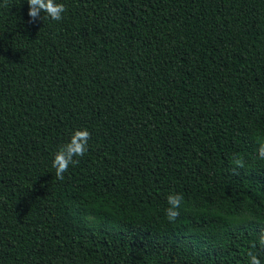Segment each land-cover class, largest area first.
I'll list each match as a JSON object with an SVG mask.
<instances>
[{"label": "trees", "instance_id": "trees-1", "mask_svg": "<svg viewBox=\"0 0 264 264\" xmlns=\"http://www.w3.org/2000/svg\"><path fill=\"white\" fill-rule=\"evenodd\" d=\"M56 2L0 7V264H264V0Z\"/></svg>", "mask_w": 264, "mask_h": 264}, {"label": "clouds", "instance_id": "clouds-1", "mask_svg": "<svg viewBox=\"0 0 264 264\" xmlns=\"http://www.w3.org/2000/svg\"><path fill=\"white\" fill-rule=\"evenodd\" d=\"M29 11V22H35L37 19H51L52 21H60L62 14L66 11L62 3H57L56 0H27ZM8 0H4V4L0 7H7ZM43 14V15H41ZM91 134L88 130H76L70 137V142L63 145L54 156L52 167L55 169V176L59 180L64 179V173L68 171L69 165L78 163L74 157H83L87 152L88 141ZM258 155L261 160H264V140L258 141ZM233 163L239 168L244 167V161L237 154L233 158ZM183 197L180 194H170L167 197V203L170 205L165 212L167 219L172 222L179 216L176 210L180 207ZM259 247L264 249V233L259 236ZM252 247H256L253 244ZM250 258L249 264H261V260L254 255L252 251L247 253Z\"/></svg>", "mask_w": 264, "mask_h": 264}]
</instances>
